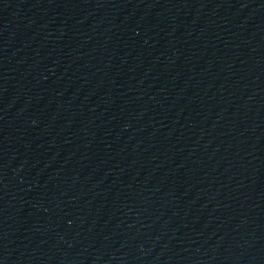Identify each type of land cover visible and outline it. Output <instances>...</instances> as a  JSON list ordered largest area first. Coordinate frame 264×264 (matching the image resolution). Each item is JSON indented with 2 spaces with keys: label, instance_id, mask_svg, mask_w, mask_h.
Listing matches in <instances>:
<instances>
[{
  "label": "water",
  "instance_id": "obj_1",
  "mask_svg": "<svg viewBox=\"0 0 264 264\" xmlns=\"http://www.w3.org/2000/svg\"><path fill=\"white\" fill-rule=\"evenodd\" d=\"M0 264H264V0H0Z\"/></svg>",
  "mask_w": 264,
  "mask_h": 264
}]
</instances>
